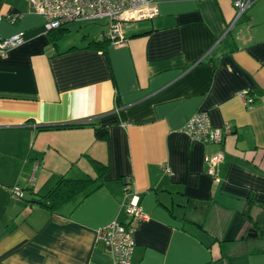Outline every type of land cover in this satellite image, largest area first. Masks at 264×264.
<instances>
[{
    "label": "crops",
    "instance_id": "0c3cea01",
    "mask_svg": "<svg viewBox=\"0 0 264 264\" xmlns=\"http://www.w3.org/2000/svg\"><path fill=\"white\" fill-rule=\"evenodd\" d=\"M149 1L158 15L124 21L115 44L106 19L58 34L27 0H0L16 16L0 36L24 38L0 56V264H111L98 229L130 222L127 178L147 214L131 264H264L250 242L264 213V0L239 17L233 0ZM200 110L231 126L213 175L219 146L182 130ZM61 177L90 181L51 208Z\"/></svg>",
    "mask_w": 264,
    "mask_h": 264
},
{
    "label": "built area",
    "instance_id": "2783aa9c",
    "mask_svg": "<svg viewBox=\"0 0 264 264\" xmlns=\"http://www.w3.org/2000/svg\"><path fill=\"white\" fill-rule=\"evenodd\" d=\"M255 0H233L239 17ZM33 10L42 15L45 19V28L52 30L60 28L73 21H91L97 19L107 20L105 36L112 43L124 41L122 23L124 21H140L152 19L158 15V7L149 0H27ZM15 15L0 14L3 18L13 21ZM24 41L21 32L7 37L0 36V56H5L8 50L20 45ZM247 106L253 103V98L246 94L245 90L238 92ZM183 132L191 141L212 143L219 146V149L205 157L208 164L207 172L214 174V167L223 159V143L225 135L231 131V126L226 122L224 126L212 125L206 111L195 112L187 120L182 128ZM169 171L168 168H165ZM33 178L28 180L32 184ZM125 196L128 202L125 205L126 212L130 216L129 223H122L112 220L98 229V241L111 253V264H131V257L134 250L133 221L145 219L147 214L142 210L139 197L130 190V179L127 178L123 185ZM10 194L13 198L23 197V188L15 185L11 188Z\"/></svg>",
    "mask_w": 264,
    "mask_h": 264
},
{
    "label": "trees",
    "instance_id": "16d2710c",
    "mask_svg": "<svg viewBox=\"0 0 264 264\" xmlns=\"http://www.w3.org/2000/svg\"><path fill=\"white\" fill-rule=\"evenodd\" d=\"M61 28V27H60ZM60 28L53 29L58 34L62 33ZM109 40V39H108ZM88 123L78 122L70 124L71 126H83ZM106 136V129L102 127H95V137L102 139ZM97 167L106 169L105 165L97 164ZM90 181V179H68L66 177H61L56 185L49 190L46 197L49 199L51 208H56L62 202L71 198L75 193L82 190ZM23 188V187H22ZM248 215V209L245 211ZM254 227L259 231L261 236H264V213L257 215L254 219Z\"/></svg>",
    "mask_w": 264,
    "mask_h": 264
},
{
    "label": "rangeland",
    "instance_id": "374dc122",
    "mask_svg": "<svg viewBox=\"0 0 264 264\" xmlns=\"http://www.w3.org/2000/svg\"><path fill=\"white\" fill-rule=\"evenodd\" d=\"M250 242H251L252 246L264 247V237H261V236L260 237H252L250 239Z\"/></svg>",
    "mask_w": 264,
    "mask_h": 264
},
{
    "label": "water",
    "instance_id": "95a60500",
    "mask_svg": "<svg viewBox=\"0 0 264 264\" xmlns=\"http://www.w3.org/2000/svg\"><path fill=\"white\" fill-rule=\"evenodd\" d=\"M31 201H32V202H40L41 200H40L39 198L32 197V198H31ZM253 234H254V235H257L256 232H253Z\"/></svg>",
    "mask_w": 264,
    "mask_h": 264
}]
</instances>
